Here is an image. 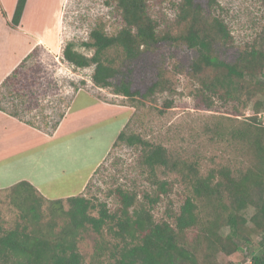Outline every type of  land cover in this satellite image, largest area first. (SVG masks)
<instances>
[{
	"label": "trees",
	"instance_id": "obj_1",
	"mask_svg": "<svg viewBox=\"0 0 264 264\" xmlns=\"http://www.w3.org/2000/svg\"><path fill=\"white\" fill-rule=\"evenodd\" d=\"M115 1L123 25L118 32L93 29L91 40L82 43L94 50L91 56L72 42L63 49V59L76 68L94 66L95 87L111 88L129 99L152 97L170 86L164 75L146 87L135 86L123 75L115 82L124 73L110 51L119 50L125 62H136L160 47H179L192 52L182 65L200 84L195 93L198 108L211 109L217 97L236 107L252 104L254 114L205 125L209 141L232 154L213 160L206 169L202 155L178 153L142 134L127 133L125 124L112 146L122 141L139 150L140 164L152 177L154 189L138 191L117 184L111 190L115 208L84 193L101 164L78 195L49 198L28 180L0 188L8 191L18 209L13 226H0V264H237L218 258L236 252L248 254L238 264H264V122L259 116L264 111V32L236 45L218 0H180L176 31L163 32L148 0ZM26 3L17 0L12 26L20 24ZM37 47L1 83L0 110L52 134L67 111L58 113L48 131L36 123L35 116L24 117L38 106L35 82L29 83L28 74L21 71ZM42 118L48 124L47 116ZM158 170L176 178L160 179ZM176 180L184 188L174 206L169 193ZM161 202L166 203L165 214L157 217L155 209ZM87 231L99 235L89 262L79 250Z\"/></svg>",
	"mask_w": 264,
	"mask_h": 264
},
{
	"label": "rangeland",
	"instance_id": "obj_2",
	"mask_svg": "<svg viewBox=\"0 0 264 264\" xmlns=\"http://www.w3.org/2000/svg\"><path fill=\"white\" fill-rule=\"evenodd\" d=\"M179 1L148 0L152 13L161 21L159 27L161 32L176 31V4ZM218 1L219 6L222 7V16L231 30L232 40L236 45H244L246 42L253 41L264 32V3L262 0ZM39 9L41 10L39 11ZM30 13L32 14L29 21L36 22L37 31L42 33L46 31V39L53 41V43L36 46L35 54L21 70L28 74L29 83L35 82V89L39 93L38 106L29 112H25L24 117L32 119L35 116L34 120L37 121L38 125L43 126L46 131L50 130V124L58 118V113L68 111V106L74 99L78 86L81 87L80 90L99 95L100 99L107 102L130 106L132 115H130L124 128L127 133L142 134L151 142L162 143L178 153L189 156L191 153L202 155L205 169L213 164V160H219L225 154L232 156L229 151L224 152L223 146L218 147L217 144L210 142L203 129L206 124L217 120L229 122L227 118L246 119L252 116L254 114L252 104L236 107V103L216 97L214 107L211 109L198 108L195 105V93L200 84L184 70L182 65L183 59L185 63L186 58L192 56L191 51L185 52L179 47L163 46L145 53L136 62H125L121 51L111 50L110 57L116 60V64L121 67L124 73L115 78V82H119L123 75L127 79L134 80L135 86L146 87L158 75H164L170 84L165 90L158 91L152 97L129 99L123 95L115 94L111 88L100 89L95 87L91 80L94 66L76 68L63 59V49L69 42L74 43L80 52L91 56L94 50L88 49L82 43L91 40L90 32L93 29L101 28L108 34H114L121 29L123 26L122 19L117 11L115 0H64V3L63 0H33ZM82 81L86 82V86L81 83ZM21 83L23 81H19L20 85ZM86 94V92L78 94L72 119L77 118L79 124L71 133L76 132L78 135L87 132L94 139H97L98 145L94 147L95 151L90 152L95 142L92 138L85 139H92L91 145L82 140H74L75 144L70 143L67 149L68 143L64 139L63 142L53 143L46 141L42 134L35 132L29 136V140L25 143L28 142L27 148L34 145L30 141L36 144L34 149L28 152L34 151L36 157L28 160L32 162L27 163L24 160L27 152L20 153L18 159L22 162L15 165L9 163L4 165L3 171H7L6 169L11 166L9 170L12 172V177L10 176L6 180L0 178V182L7 183L5 187L21 180L48 182L50 179L52 182L48 184L51 191L49 193L56 194L66 191L69 186L67 185L69 175L52 178L51 173H49L51 165L61 161H69L73 166L84 167L86 161L93 160L101 154L102 148L110 139H112L111 142L115 141L117 133L122 127L120 125L126 122L128 112L118 109H112L114 112L112 110L107 112L105 105L96 104V102H93L92 106L90 103L85 105L88 102ZM168 101L171 102L170 105H168ZM6 103L11 105L9 101ZM87 106L88 110L80 114L79 109ZM90 110L96 117H91ZM43 114L47 116L48 124H45L42 118ZM260 114L259 116L264 122V111ZM86 126L93 128L84 130ZM114 134L115 137L112 138ZM26 137L28 136L26 135ZM78 137L84 139L83 135ZM56 145L61 148L59 149L61 150L60 155H53L56 151L52 149ZM62 149L66 150L63 151ZM38 158H40L39 161ZM83 167L80 171L79 168H73L77 169V174L80 175L84 171ZM66 174L69 172L67 171ZM23 176L26 179L17 178ZM158 177L160 179L167 178L160 170H158ZM174 177L176 178L175 175ZM174 177L170 175V178L167 179L174 180ZM117 184L134 186L138 191L146 188L148 190L154 189L152 177L140 164L139 150L122 141L114 146L111 145L110 151L102 161L98 171L94 173L90 186L84 193L87 196H96L100 200L107 201L111 208H115L117 200L111 190ZM183 188L181 183L176 180L172 191L169 193L174 206L179 204V193L183 192ZM165 205V202H161L156 207L155 214L157 217L165 214ZM249 212L251 213V211ZM17 218L18 209L12 204L8 191L1 190L0 226H13ZM98 237L99 235L93 231L83 232L81 236L79 250L86 262L91 260ZM247 255V253L236 252L230 256H225L221 253L218 258L221 261L232 260L238 264ZM241 264H249V262L246 263L245 261Z\"/></svg>",
	"mask_w": 264,
	"mask_h": 264
},
{
	"label": "crops",
	"instance_id": "obj_3",
	"mask_svg": "<svg viewBox=\"0 0 264 264\" xmlns=\"http://www.w3.org/2000/svg\"><path fill=\"white\" fill-rule=\"evenodd\" d=\"M32 1L33 0H27L26 7L24 9V13L22 15V19L20 21V24L17 26H12L10 24L17 0H0V85L1 83L5 80V78L19 65V63L36 47L41 44H49L53 43V41H50L49 39H46L47 32L44 31L43 33L40 31L36 30V22H31L30 20V15L32 13ZM64 3V0H63ZM41 9H39L40 11ZM39 15L41 13H38ZM40 26V23L38 24ZM87 93L88 97V102L85 103V105H88L89 103L91 106L93 105V102H96V104L100 103L101 105H105V108L108 110H122L124 112H128V117L126 118V122H123L122 126L119 129V132L121 129L125 126L127 121L130 118L131 111H130V106L127 105H117L113 104L110 102H107L103 99H100L99 97L96 96V94H93L89 91H84L80 90L76 93L74 99L70 103V107L68 111L66 112L64 118L61 120L59 126L57 129L52 133L48 134L44 131H41L23 121L20 119L11 116L4 111L0 110V178L5 179L8 177H12L11 171L9 168H7V171H3L4 165L9 164H19V162H22V160L18 159V155L20 153H26V158L24 159L25 162L29 163L32 161H28L30 159H33L36 157L34 151L32 153H28L29 151H32L34 149V146L36 145L33 141H30L32 144L30 147L27 148L28 142L25 143L27 140H29V136H32L35 134V132L42 134L46 139V141H51V142H63L64 140L67 141V149L70 146V143H74V140H82L83 142H86L91 145L92 139L95 141L92 145V150L90 151L93 153L95 151V146L98 145L97 139H94V137L90 136L86 131V133H80L76 134L74 132L73 135L71 132L74 131L78 127V119L73 118V110L75 109V105L78 101V94L81 93ZM88 110V106L86 108H80L79 113H83L84 111ZM112 110V112H114ZM91 117H96L92 113V110H90ZM87 128H93L90 126L84 127V130ZM83 131V130H82ZM118 132V133H119ZM117 133V135H118ZM26 135L28 137H26ZM79 135H83L84 139H81L78 137ZM115 137V134L112 136V138ZM69 138V139H67ZM87 138H92L85 140ZM64 139V140H63ZM112 139H110L109 142H111ZM106 142V141H105ZM104 142V144H105ZM107 143L104 147L102 148L101 154L93 159L86 161L84 163V171L82 174L78 175L77 174V169L80 171L82 167H76L73 166V164L69 161H61L58 163H55L51 165L49 168L52 178H59L63 176H68L69 175V181L67 182L68 189L66 191L56 193V194H51L49 192V182H52V180L49 179L48 182H41V181H35L33 180L31 183L35 185L38 190L43 193L46 197H56L60 196L62 197H68V196H73V195H78L82 193L85 189L86 184L88 183L89 179L93 175L94 171L96 168L102 163L106 155L111 149V145H113L114 142ZM83 144V143H82ZM110 144V145H109ZM22 146V148H20ZM61 149L59 145L53 146V151H56L53 155H60ZM59 150V151H58ZM63 151L66 149H62ZM90 153V154H91ZM6 157V158H5ZM4 159H6L4 161ZM27 159V160H26ZM20 160V161H19ZM40 158H38V161ZM60 163V165H59ZM62 163V164H61ZM83 165V164H82ZM77 169H74V168ZM13 169V168H12ZM73 169V171H72ZM67 171L69 174H66ZM84 174V175H83ZM19 179H26L24 176L23 177H17ZM16 178V179H17ZM75 178V181H74ZM7 183L0 182V188H3L6 186ZM46 185V186H45ZM9 186V185H7ZM49 197V198H50Z\"/></svg>",
	"mask_w": 264,
	"mask_h": 264
},
{
	"label": "built area",
	"instance_id": "obj_4",
	"mask_svg": "<svg viewBox=\"0 0 264 264\" xmlns=\"http://www.w3.org/2000/svg\"><path fill=\"white\" fill-rule=\"evenodd\" d=\"M249 264H251V261H249Z\"/></svg>",
	"mask_w": 264,
	"mask_h": 264
},
{
	"label": "bare ground",
	"instance_id": "obj_5",
	"mask_svg": "<svg viewBox=\"0 0 264 264\" xmlns=\"http://www.w3.org/2000/svg\"><path fill=\"white\" fill-rule=\"evenodd\" d=\"M46 15V14H45ZM46 17V16H45Z\"/></svg>",
	"mask_w": 264,
	"mask_h": 264
}]
</instances>
